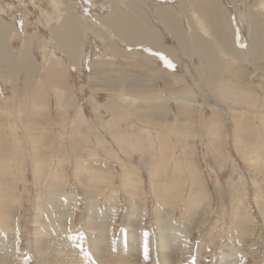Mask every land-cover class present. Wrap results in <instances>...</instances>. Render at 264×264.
<instances>
[{"label":"rangeland","instance_id":"1","mask_svg":"<svg viewBox=\"0 0 264 264\" xmlns=\"http://www.w3.org/2000/svg\"><path fill=\"white\" fill-rule=\"evenodd\" d=\"M124 1L0 0V264H264V50L249 53L264 0H215L228 52L214 12ZM111 2L152 17L179 62L141 66L116 47L125 60L92 75L62 54L51 28L70 16L85 30ZM163 9L209 59L183 54Z\"/></svg>","mask_w":264,"mask_h":264},{"label":"bare ground","instance_id":"2","mask_svg":"<svg viewBox=\"0 0 264 264\" xmlns=\"http://www.w3.org/2000/svg\"><path fill=\"white\" fill-rule=\"evenodd\" d=\"M132 0H129V2L130 3H133V2H131ZM137 1V0H136ZM140 1V0H139ZM138 1V2H139ZM187 1V0H186ZM190 1V3L192 2L196 7H198V8H200V10L203 12V8L205 9V10H209V12L211 13V12H214L215 13V15H214V20H213V23H214V21H216L217 22V24H216V26L218 25V24H224V29H222L223 27H221V31H220V33H217L218 32V28H216L215 30L217 31L216 33L219 35H221V36H219V37H221V40L223 41V44L225 45V49H223L225 52H228L227 50L229 49L230 51L232 50V46H231V44L229 43V37L231 36V41H232V38H233V34H234V32H235V29L233 28V26L231 27V28H229V27H226L225 25H226V23H227V19H226V17H224V22H223V19H221L220 20V17L218 18V16H217V14H223L224 12H223V10H222V6H220L219 7V5L217 4L218 2V0L217 1H215V0H189ZM124 2H128V0L127 1H124ZM123 2V3H124ZM217 2V3H216ZM55 3V2H54ZM201 3V4H200ZM135 4V3H134ZM68 5V4H67ZM127 5H128V3H127ZM130 5H132V4H130ZM136 5H139V4H136ZM140 5H142V4H140ZM125 6V4L123 5V7ZM133 6V5H132ZM105 7V6H104ZM108 7V6H107ZM128 7V6H127ZM129 7H131V6H129ZM137 7V6H136ZM83 8V7H82ZM126 8V7H125ZM124 8V9H125ZM134 8H135V5H134ZM164 8V7H163ZM81 9V8H80ZM122 10L121 8H120V6H118V7H114V8H111L110 9V12L109 13H107V14H105V15H103L102 17L100 16V24H102V26L101 27H104V29L105 28H107L108 30L110 29L111 30V33H113V35L115 36V37H117L120 41L122 40V42L124 41L125 43H127V44H129V45H134V44H146V45H149L150 47V49H152L153 50V52L154 53H156L157 51L158 52H160V54L162 53V54H165L167 57H169L170 59H172V60H176L177 62H179L178 61V59H176L177 57V55H175L174 54V50L173 49H171L170 47H168V46H165V45H163L162 44V31H160L159 29H158V27H156V25L154 24V22H153V20L151 21V18L152 17H150V20H149V18H147V16H146V14H144L143 15V13H145V12H141L142 14H140V13H134V12H130V10L129 11H125V10ZM132 9V8H131ZM140 9V8H139ZM145 9V8H144ZM165 9V8H164ZM162 10V11H159L158 10V12H157V16L155 15V14H153V15H155V17H157V19H158V21H160L162 24H163V27L164 28H166L165 30H167L169 33H170V35L172 36V38L173 39H175L177 42H178V44H179V46H180V49H181V51L183 52V54H187V51L189 50V47L190 46H193L194 47V49H197V53H202V54H205V56H207L206 58H208L209 59V55L210 54H207V52H209L208 51V49L206 48V46H205V42L203 43L202 41H200V42H196L195 41V39H194V35H191V38H192V40L189 42H187V40H186V38H185V35H183L182 33H181V30H180V28L176 25V22L173 20V14L171 13V12H168V9L165 11V10ZM75 10H79V9H75ZM135 10H137L136 8H135ZM142 10V9H141ZM146 10V9H145ZM157 10V9H156ZM199 10V9H198ZM139 10H137V12H138ZM48 12H49V10H48ZM150 12V11H149ZM76 13V12H75ZM81 13V12H80ZM48 14V13H47ZM53 14V13H52ZM135 14H138V16H136ZM80 15V14H79ZM134 15V16H133ZM226 15V14H225ZM78 16V15H77ZM81 16H82V14H81ZM223 16H224V14H223ZM67 17V18H66ZM64 19H63V23L62 24H60L59 26H54L53 28H51V35L53 36V38H54V41L58 44V46L59 47H62L63 48V51H64V53H67V54H69L70 56H69V58L71 59L70 61H74V62H77V60H76V57L77 56H80L81 54H79V46H78V44L80 43V41H81V39H82V36H83V41H87L88 39H87V34H88V32H87V30H89V29H87L88 27L89 28H91L92 30H94V31H97V33L98 32H100L101 33V35H103L105 38H106V40H109V37L107 36V34L105 33V32H102V31H99V30H97L98 29V25H97V29L96 28H93L92 27V23H90V22H88L87 20V22H88V25L87 26H85L86 27V29L84 30V29H82V28H80L79 26H78V23H77V20H75V19H71V20H69L70 18L68 17V16H66ZM132 17V18H131ZM243 17H247V16H243ZM78 18V17H77ZM99 18V17H98ZM134 18V19H133ZM92 19V18H91ZM89 20V19H88ZM259 19L257 18V16L256 15H254L253 14V18L251 17V19H250V22H247V23H250V25H251V28H254V29H256V27H257V25H258V23H259V21H258ZM79 21H80V19H79ZM97 21H98V19H97ZM96 21V22H97ZM81 22V21H80ZM39 23V22H38ZM60 23V22H59ZM99 23V22H98ZM229 23H230V21L228 20V25H229ZM80 24H82V23H80ZM83 24H84V21H83ZM82 24V25H83ZM95 24V23H94ZM0 25H1V22H0ZM4 25V24H3ZM25 25V24H24ZM81 25V26H82ZM249 25V26H250ZM83 27V26H82ZM7 28V27H6ZM8 29V28H7ZM91 30V31H92ZM103 30V29H102ZM229 30H230V33H229ZM6 31V30H5ZM24 31V30H23ZM260 32V31H259ZM100 33H98V34H100ZM214 33V32H213ZM215 33V35H217ZM261 33V32H260ZM260 33H258V34H260ZM5 34V33H4ZM0 35H2V34H0ZM6 35V34H5ZM5 35H4V37H5ZM89 35V34H88ZM100 35V37H102ZM230 35V36H229ZM261 35V34H260ZM213 36V35H212ZM1 37H3V36H1ZM53 38H52V40H53ZM216 38V37H215ZM217 40H218V38H216ZM259 37H257V38H255V36H253V41H252V45L249 47V53H252V52H254V53H260L261 51H260V49L259 48H261V47H263V50H264V45H263V43H264V39L262 40V39H259ZM5 40V39H4ZM4 40H1L2 42L4 41ZM28 40V39H27ZM99 40V39H98ZM105 40V41H106ZM113 40V39H112ZM117 41V40H116ZM115 41V42H116ZM220 41V40H219ZM218 41V42H219ZM6 42V41H5ZM4 42V43H5ZM53 43V42H52ZM85 43V42H84ZM117 43V42H116ZM1 44V43H0ZM73 44H75L76 46H78L77 48V50L75 49H72V48H75V47H73L72 45ZM96 44H98V42L96 43ZM122 44V43H121ZM4 45V44H3ZM1 46V48H0V64L1 63H3L2 61H4V58H5V56H6V53H7V49L4 47V46ZM82 45L84 46L85 44H83L82 43ZM93 45V44H92ZM117 45H118V43H117ZM120 45V44H119ZM125 45V44H124ZM221 45V44H220ZM250 45V44H249ZM100 46V45H99ZM114 46V45H113ZM128 46V45H127ZM139 46V45H138ZM143 46V45H142ZM235 46V45H234ZM93 47H95V46H93ZM97 47V46H96ZM102 47V46H101ZM117 47V46H116ZM115 47V48H116ZM120 47V46H119ZM129 47V46H128ZM136 47V46H135ZM144 47H146V46H144ZM99 48V47H98ZM118 48V47H117ZM117 48H116V50H117ZM121 48V47H120ZM127 48V47H126ZM125 48V49H126ZM133 49H134V47H132ZM244 48V47H243ZM25 49V48H24ZM81 49V48H80ZM83 49H84V47H83ZM104 49V48H103ZM133 49H132V52H133ZM138 49V48H137ZM204 50V51H202V50ZM23 50V49H22ZM62 50V49H61ZM101 50V49H100ZM119 50V49H118ZM135 50V49H134ZM8 51H10V50H8ZM24 51V50H23ZM90 51V50H89ZM110 51V50H109ZM122 51V50H121ZM120 51V52H121ZM128 51V50H127ZM127 51H125V52H127ZM129 51H131V50H129ZM105 52V51H104ZM136 52H138V51H136ZM206 52V53H205ZM243 52V51H242ZM10 53H11V51H10ZM24 53V52H23ZM76 53L78 54V55H76ZM81 53V52H80ZM103 53V52H102ZM112 53V52H111ZM122 53V52H121ZM124 53V52H123ZM247 53V52H246ZM51 54V53H50ZM54 54V53H53ZM96 54V53H95ZM98 54H100V53H98ZM257 54V55H258ZM97 55V54H96ZM112 55V54H111ZM126 55H128V56H134V55H136V54H133V53H126ZM55 56V55H54ZM244 56H245V54H244ZM25 57V56H24ZM27 57V59H28V56H26ZM50 57V56H49ZM52 57V56H51ZM95 57V56H94ZM117 57V56H116ZM156 56L154 55V57H152V56H148V58L146 57V55L144 56V54L142 53H140V56L138 55V64L139 65H145V64H151V63H153V66H154V64H155V62L154 61H156V58H155ZM84 58V57H83ZM100 58V57H99ZM106 58V57H105ZM108 58V57H107ZM112 58V57H111ZM121 58V57H120ZM47 59V58H46ZM60 59H62V58H60ZM97 59V58H96ZM102 59H103V56H102ZM133 59V58H132ZM2 60V61H1ZM29 60V59H28ZM57 60V59H56ZM83 60V59H82ZM89 60V59H88ZM106 60V59H105ZM110 60V59H109ZM112 60H114V58L112 59ZM115 60H118V59H115ZM114 60V61H115ZM58 61H59V59H58ZM58 61H55V62H58ZM122 61V60H121ZM175 61V62H176ZM8 62H10V61H8ZM32 62V61H31ZM54 62V63H55ZM83 62V61H82ZM81 62V63H82ZM87 62V61H86ZM105 62V61H104ZM99 63H101V61H98L97 62V64H99ZM103 63V62H102ZM46 64V63H45ZM90 64V63H89ZM96 64V63H95ZM5 65V64H4ZM17 65V64H16ZM56 65H58L57 63H56ZM80 65V64H79ZM91 65V64H90ZM128 65V64H127ZM54 66V65H53ZM81 66V65H80ZM7 67H10L9 66V64L7 63ZM28 67H30L32 70H34V67H33V65L32 64H29L28 65ZM100 67V66H99ZM64 68V67H63ZM30 69V70H31ZM57 72L59 71V68L57 67ZM49 70V69H48ZM61 70V69H60ZM66 70V69H65ZM47 71V70H46ZM51 71H54L53 70V68H52V70L50 69V71L49 72H51ZM139 71V70H138ZM31 72V71H30ZM60 72V71H59ZM58 72V73H59ZM61 72H63V70H61ZM94 72V71H93ZM92 72V73H93ZM166 72H168V71H166ZM32 73H34V72H32ZM53 73H55V74H57L56 72H53ZM52 73V74H53ZM100 73H104L103 71L102 72H100ZM170 74V73H169ZM172 74V73H171ZM58 75V74H57ZM62 75V74H61ZM93 75V74H92ZM27 76H29V75H27ZM39 76H41V75H39ZM55 76V75H54ZM54 76H53V78H54ZM43 77V76H42ZM128 77V76H127ZM139 76H135V78H138ZM29 78H30V76H29ZM28 78V79H29ZM104 78V77H103ZM56 79H58V78H56ZM62 79V78H61ZM91 79V78H90ZM130 79V78H129ZM159 79V78H158ZM31 79H29L28 81H30ZM93 80V79H92ZM137 80H142V78H138ZM33 81V80H32ZM50 81H51V78H50ZM53 81H57V80H53ZM116 82H118L117 80H115ZM120 81V80H119ZM135 81H136V79H135ZM42 82V81H41ZM130 82V81H129ZM57 83V82H56ZM55 83V84H56ZM29 84V83H28ZM129 84V83H128ZM127 84V85H128ZM136 84V83H135ZM46 85V84H45ZM115 85V84H114ZM122 85V84H121ZM25 86V85H24ZM131 86H133V85H131ZM122 89H123V87H121ZM120 88V89H121ZM130 88V87H129ZM128 88V89H129ZM26 89H27V87H26ZM118 89V88H117ZM127 89V90H128ZM126 90V89H125ZM26 91V90H25ZM28 92V91H27ZM25 93V92H24ZM31 93V92H30ZM25 95V94H24ZM29 95V94H28ZM5 98V97H4ZM166 98V97H165ZM123 99V98H122ZM158 99V98H157ZM114 102V101H113ZM117 103V102H116ZM36 104V103H35ZM39 104V103H38ZM41 105V104H40ZM106 106V105H105ZM112 106V105H111ZM111 106H110V104H108V106H106V108H111ZM10 108V107H9ZM14 111V110H13ZM9 113H10V111H9ZM9 115V114H8ZM23 133V132H22ZM23 135V134H22ZM159 141V140H158ZM5 159V158H4ZM1 162V161H0ZM53 167V166H52ZM2 168H4V169H6V167H3L2 166ZM1 168V169H2ZM4 169L3 170H1V171H4ZM16 174V173H15ZM11 193V192H10ZM52 200V199H51ZM52 202V201H51ZM23 257V256H22Z\"/></svg>","mask_w":264,"mask_h":264},{"label":"crops","instance_id":"3","mask_svg":"<svg viewBox=\"0 0 264 264\" xmlns=\"http://www.w3.org/2000/svg\"><path fill=\"white\" fill-rule=\"evenodd\" d=\"M161 3H159V4H157V5H160ZM115 5V3L113 2H111L110 3V6L108 5V10L106 11L107 13L110 11V7L112 6H114ZM102 13H105V12H102ZM97 14V13H95V12H93V13H90V15L89 16H87L86 15V18H87V21L88 22H90V23H92L93 25H92V27L93 28H96L97 29V25H98V30H100V31H102V32H105L106 34H107V36L109 37V40L108 41H105L104 39H103V37H100L96 32H94V31H91V30H87V32H88V34H87V41H83L82 43L84 44V42H85V45L83 46L82 44H81V49L79 48V54H81V56H78V58H79V60L77 59V62H80L82 59H86L85 61H87L88 62V67H89V72H90V70H91V73L92 74H99L101 71L99 70V69H96V65H102V64H95V65H92V63L93 62H96V61H101V62H108V61H112V62H119V61H121L122 59H124L125 60V58H122V56H124L125 54H122L120 51H118V50H116V46L118 47V48H120L123 52H125V51H127V52H129V53H133V54H136L137 56H138V52H136V51H138V49H139V47H140V45H143V47L144 46H147L148 48L150 47L149 45H146V44H134V45H129V44H127V43H125L124 41L122 42V40L120 41L117 37H115L114 35H113V33H111V30L109 29H107V28H105L104 29V27H101L102 26V24H100V16L102 17L103 15H105V14H107V13H105V14ZM99 17V18H98ZM92 18V19H91ZM89 19V20H88ZM97 19H98V21H97ZM97 21V22H96ZM99 22V23H98ZM95 23V24H94ZM158 23V25L160 26V22L158 21L157 22ZM157 25V26H158ZM160 28L167 34V35H169V33H167L163 28H162V26H160ZM103 29V30H102ZM99 39V40H98ZM113 39V40H112ZM117 40V41H116ZM118 43V45H117V43ZM98 42V44H96ZM122 43V44H121ZM93 44V45H92ZM115 46H113V45ZM120 44V45H119ZM125 44V45H124ZM87 45V46H86ZM100 45V46H99ZM129 47H128V46ZM139 45V46H138ZM82 46L84 47V49L82 48ZM93 46H95V47H93ZM97 46V47H96ZM102 46V47H101ZM120 46V47H119ZM136 46V47H135ZM99 47V48H98ZM127 47V48H126ZM132 47H134V49L132 48ZM104 48V49H103ZM126 48V49H125ZM138 48V49H137ZM144 48H146V47H144ZM151 48V47H150ZM101 49V50H100ZM132 49H133V52H132ZM143 51H148V53L150 52V53H152L153 55H155L156 56V59H164V58H166L167 60H171L172 61V59H170L169 57H167L165 54H159L158 55V53H160V52H156V53H153V52H151V51H153L152 49H150V50H147V49H143V48H141ZM90 50V51H89ZM110 50V51H109ZM129 50H131V51H129ZM59 51L63 54L64 52L61 50V48L59 47ZM105 51V52H104ZM81 52V53H80ZM88 52H92V54H94L93 55V58H91V56H89V58H88V56H87V54H88ZM103 52V53H102ZM112 52V53H111ZM97 55H96V54ZM98 53H100V54H98ZM126 53V52H125ZM112 54V55H111ZM158 55V56H157ZM95 56V57H94ZM102 56H103V59H102ZM117 56V57H116ZM161 56V57H160ZM84 57V58H83ZM100 57V58H99ZM106 57V58H105ZM108 57V58H107ZM112 57V58H111ZM121 57V58H120ZM97 58V59H96ZM114 58V60L115 59H118V60H112ZM89 59V60H88ZM106 59V60H105ZM110 59V60H109ZM91 65H90V64ZM110 65H112V63L110 64Z\"/></svg>","mask_w":264,"mask_h":264}]
</instances>
